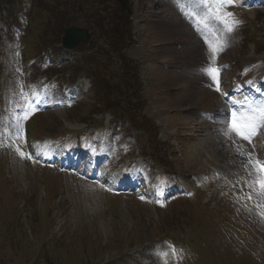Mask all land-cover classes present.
I'll return each instance as SVG.
<instances>
[{
    "label": "rangeland",
    "instance_id": "obj_1",
    "mask_svg": "<svg viewBox=\"0 0 264 264\" xmlns=\"http://www.w3.org/2000/svg\"><path fill=\"white\" fill-rule=\"evenodd\" d=\"M150 6H145L142 16L144 19L138 22V17L134 18V29L135 32L141 35L142 40L146 42V47L154 50L157 56L165 58L168 62L173 63L171 54L177 51V59L180 63L188 64L192 67L196 73L193 74H179L170 77L167 80L165 75L168 71H164L158 64L153 65L151 62L145 59L141 72L139 73V78L141 76V81L143 83L146 95L145 98L151 106L148 109V115L153 119L155 127L159 128L169 123L179 124L181 128L187 130L189 125H197L198 128L205 125L202 121H198L197 118H189L188 121L184 120L180 122V116L174 114V111H180L184 114H194L192 108L196 106L209 107V98L211 94H215V88L210 87L213 81L209 76L205 75L203 69L209 64H214L223 66L222 73L219 72V85L225 79L229 78L228 70L229 65L233 68L236 66V72H239L238 65L241 64L244 70H248L249 73H255L257 68H253L252 65L255 64L259 59H264V53L259 54V45H250L248 47V56L244 59L240 56L243 51L242 44L245 43L244 36L250 30L252 33L256 34L253 39H258L264 32V27L258 29L255 26H251L253 23L258 24V19L264 18V0H234L232 6H225L224 12H230L234 14V18L239 21V24L234 27L232 32H227L226 27L223 22L218 18L219 14L215 11L214 0H150ZM37 3V0H17L15 7H13V14L10 17L12 21L16 20L15 23H23L24 18H22L17 12V9H24L23 13L31 12L32 6ZM45 4V2H44ZM213 5L214 8H206ZM44 9V7L42 6ZM245 18V21H244ZM175 23V27H172ZM251 23V24H250ZM81 25L84 22L81 21ZM29 29L33 28L32 21L29 22ZM210 28L214 38V44L220 41L226 42V47L219 53L215 61L211 60L210 56V46L205 44L200 45L198 40H201V29ZM192 32V33H191ZM191 36V37H190ZM192 39L187 41V49L182 50L174 47H167V41L169 39H176L184 41L186 39ZM17 38L15 40L6 39L4 41L0 40V110L5 109L10 114L4 116L0 121V167L2 163V168L5 173V178L11 182V188L16 191V199L19 203V208L23 210L22 218H29L30 215L33 216L32 210L33 201L25 193L27 189L36 190L38 187L33 186L34 179L32 170V163L27 158H22L15 150L16 146L19 145L21 150L25 153L26 142L16 139L14 133L17 130V117H22L25 111L24 97L33 96L34 92H37L29 87H25V78L23 75V70L19 65V54L16 44ZM165 40V41H163ZM3 41V43H2ZM264 52V51H263ZM136 53V50H132V54ZM159 59V58H157ZM159 61V60H158ZM237 62V63H236ZM197 66L199 67V72H197ZM161 74V75H160ZM171 76V75H170ZM165 82H164V80ZM185 82L190 83V87L185 85ZM181 84V85H180ZM183 86V90L174 92L172 88H177L178 86ZM91 95V94H90ZM162 97L165 101L159 100ZM31 98V97H30ZM92 97L83 99V103L79 106V110L72 112V110H65L61 105L52 106L50 100H44V103L37 106L38 110L36 112H41V123L43 131H51L54 129L52 127L55 124H67L71 125L72 129H82L85 125H82L80 120L88 116V108L91 105ZM215 100V99H214ZM157 103L164 105L167 109L163 110L157 106ZM220 105V101L215 100L213 104ZM217 106V105H216ZM179 107V108H175ZM81 109V113L79 112ZM190 109V110H189ZM225 110L220 108V112ZM35 112V113H36ZM154 113V115H153ZM80 116L82 118L80 119ZM171 117L170 121H167ZM37 122V121H36ZM226 122L216 125H225ZM51 123H54L51 126ZM21 125L23 127V135L26 139L28 137V132H25V126L21 120ZM178 125V126H179ZM184 125V126H183ZM177 126V125H176ZM177 126V127H178ZM210 126V125H209ZM197 129V128H195ZM160 131V129H159ZM55 132L59 130L55 129ZM152 132V130H150ZM222 132V131H221ZM220 132V133H221ZM203 134L202 132H200ZM51 137L49 135H43L42 139ZM155 138V136H153ZM228 142L221 143L218 147L221 151L214 150L213 141L210 139L208 142L210 145L203 147V151L200 152V156L194 155L195 148L200 143L199 141L188 140L185 145H181V142L177 139V145L179 147L175 148L177 152H182L179 154L181 158H173V164L177 168L179 166L185 165V172L195 170L196 174L203 172H208L209 177L217 176L215 170H219L227 175H236V178H241L243 173L244 181L247 182L246 187L249 189L245 195H243L244 201L246 202V197L250 199L254 198V203L249 201L246 202L242 210H251V222L256 226L257 233L262 237L263 241L260 246L255 251L254 254L247 256L243 255L242 251L238 248L229 245L223 240V234L217 236L214 230L217 231L218 224L213 228L211 225L205 223L202 220L201 214L198 210L194 208L197 207L195 203L196 197L199 195L196 193L193 198L194 201H190L193 211L181 210L178 206L172 205L169 209V213L174 215H169V220L182 228L186 227V220L189 216L193 220L198 221L196 231L193 233L203 234L206 236L205 243L208 246L214 245L215 241L222 243L224 242V249H229L231 256L229 260L231 264H264V194H261L257 186L250 187V182L255 179L254 175H250L251 168L245 167L246 162L241 165L238 157L232 153L229 148L228 150L223 148V144L235 143V138H231L223 135ZM218 138V137H217ZM48 139V138H47ZM175 144V145H176ZM147 145V144H146ZM250 146V144L248 143ZM192 149L190 151L188 149ZM243 146L240 147V150ZM182 148V149H181ZM251 149V146H250ZM249 149V153L250 150ZM243 150V149H242ZM241 150V151H242ZM155 152V145L147 151L146 153ZM199 151H196L198 153ZM227 152H230L229 154ZM253 153V152H251ZM118 157V154H115ZM186 155V156H185ZM155 156L158 154L155 152ZM248 158V156H246ZM230 159V160H229ZM80 160V159H79ZM86 168L81 170L74 169L73 171L60 172L56 167L49 166L45 169V175L55 182L54 190H64V193L60 192L62 202L59 204L58 200L53 204L52 210V221L53 228L51 235L65 236L69 240L70 236L73 234L75 229L77 233L87 232V235L92 238L95 243L88 244V250L79 256L85 255L87 252L92 254L94 248L99 251L96 258V264H106L109 260V256L115 258L118 254L116 251L121 250V252L131 253L137 260L143 262L147 251H140L141 246H145L148 241V234L155 236L158 230L162 227L159 216L165 221L164 223L172 228V225L167 222L168 212H163L156 210L154 206L147 205L136 198L124 194V193H113L103 187H97V183L88 182L83 179ZM35 172V171H34ZM1 175V174H0ZM46 176L44 177L45 179ZM197 176V175H196ZM53 185V184H52ZM30 187V188H27ZM0 189H2L3 194H0V237L8 230H13L17 227V233L15 236H22V233L18 227L19 221V210H16V203L11 198L10 194L7 192L4 182L0 181ZM30 190V191H31ZM40 196L44 199L45 192L40 191ZM206 198H204L205 200ZM67 200L68 203H64ZM187 201V200H186ZM47 204V199L44 201V206ZM112 204L117 206L113 207ZM64 205V206H63ZM30 211V213H29ZM144 212L147 213L144 216ZM29 214V217L27 216ZM43 220L39 228L35 231L34 224H29L28 230L23 220L24 229L28 231V241L27 243L31 246L32 241L37 245V242L41 243L42 246H49L50 244L46 242L48 238V233H46V226L49 217V210H44L42 212ZM55 224V225H54ZM187 231V230H186ZM147 235H144V233ZM80 234V235H81ZM216 235V236H215ZM184 239L189 238L185 235L181 236ZM218 237V240H216ZM101 238V240H99ZM139 238L140 240H137ZM200 238V237H199ZM191 239V238H190ZM101 241L107 245L106 253L100 254ZM154 242V241H153ZM142 244L140 246H136ZM109 246V248H108ZM100 254V256H99ZM104 255V256H103ZM103 256V258H102ZM81 262L85 263L83 257L79 258ZM116 259V258H115ZM75 258L68 263L74 264ZM116 262V261H115ZM0 264H14L11 262L10 256L5 254L0 247ZM86 264V263H85ZM204 264H210V262H205Z\"/></svg>",
    "mask_w": 264,
    "mask_h": 264
},
{
    "label": "trees",
    "instance_id": "obj_2",
    "mask_svg": "<svg viewBox=\"0 0 264 264\" xmlns=\"http://www.w3.org/2000/svg\"><path fill=\"white\" fill-rule=\"evenodd\" d=\"M0 1L5 4H12L17 0ZM38 4L39 7L40 5L45 7L44 11L52 20L37 16L34 29L29 34V40L26 41L25 46L35 49L45 44L58 45L64 30L70 26V16L74 15L76 17L78 15L81 20L88 24L92 32H95L98 38L104 41L102 49L97 52V56L92 61H87L84 59L83 54L80 55V66L84 71L93 73V81L98 89L102 107L112 113L115 124H125L132 115V103L127 97L129 93H123L125 97H114L108 88L102 87L103 80L99 70L103 69L105 72L119 71L124 74H128L131 70L125 64L127 58L122 54L123 49L131 42V26L129 23L132 14L131 1L38 0ZM123 63L124 66H121ZM93 69H96L95 74ZM136 86L133 88L135 89ZM79 235V233L73 232L68 242L62 239L60 242H52L50 249L46 246V253L37 260L36 264H70L68 262L74 258V264H85L79 259L76 250L84 242V236ZM4 253L11 255L8 251H4ZM93 262L94 260L89 259L86 264H92Z\"/></svg>",
    "mask_w": 264,
    "mask_h": 264
},
{
    "label": "snow or ice",
    "instance_id": "obj_3",
    "mask_svg": "<svg viewBox=\"0 0 264 264\" xmlns=\"http://www.w3.org/2000/svg\"><path fill=\"white\" fill-rule=\"evenodd\" d=\"M216 5L215 11L219 14L218 18L223 22L226 27L227 32H232L234 27L239 24L234 18V14L230 12H224L225 6H232L234 0H214ZM226 47L225 41H220L219 43L210 45V56L211 60L215 61L220 52ZM205 75L209 76L213 81L210 87H214L217 92H221L219 86V67L214 64H209L203 69ZM33 96L37 97V100H33L30 97H24V113L22 117H17V130L14 133L16 139L26 142L23 135V127L21 125V120L29 119L30 115L34 114L37 108V102L39 101V92H34ZM237 102H233L235 106ZM264 128V106H260L257 109H250L247 112L231 111L229 114V119L226 122V126L222 131V134L226 137L231 138L233 135L239 137L242 140L252 142V139L258 134L260 129ZM15 150L22 158L31 159V153H25L21 150L19 145L16 146ZM243 154V153H241ZM246 168L250 166V175H254L255 179L250 182V187H255L259 185L258 191L264 194V160L255 157L252 153H248Z\"/></svg>",
    "mask_w": 264,
    "mask_h": 264
},
{
    "label": "bare ground",
    "instance_id": "obj_4",
    "mask_svg": "<svg viewBox=\"0 0 264 264\" xmlns=\"http://www.w3.org/2000/svg\"><path fill=\"white\" fill-rule=\"evenodd\" d=\"M173 26L171 27L170 26V28L171 29H173L174 27H175V23L174 24H172ZM191 37V36H190ZM190 37H188V38H190ZM163 41H165V40H163ZM138 49H140V48H138ZM211 97L212 98H209V107H206L207 109H213L214 108V105L215 104H213L214 102H215V100H217V99H219V97L217 96V95H214V94H211ZM215 99V100H214ZM225 128V125H222L220 128L219 127H216V128H214V130H215V132H217L218 134L221 132V131H223V129ZM211 130L213 131V128L211 127ZM215 132L213 131L212 132V136L211 137H209L210 139H214V140H212L213 141V144L212 145H214V150H217V151H221L220 150V148L218 147L221 143H224V142H228V140L227 139H225L224 137H223V134H222V132L220 133V136L217 138L216 136H215ZM234 136V138H235V143H231V144H226L227 146H225L224 144H223V148L224 149H226V150H228V148H229V150L231 151V152H234V154L238 157V159L240 160V163H241V165L243 164V163H247V160H248V158L246 157L247 156V154L249 153V151H248V143H247V141H245V140H242V139H240L239 137H236L235 135H233ZM207 141H209V140H207ZM206 145V144H205ZM207 145H210L209 143L207 144ZM202 146H204V145H202ZM201 146V148L198 150L199 152L197 153L198 155L200 154V152H202V147ZM241 146H243L242 148H241V150H240V147ZM228 150V151H229ZM228 154L230 153V152H227ZM241 153H243V154H241ZM230 160V159H229Z\"/></svg>",
    "mask_w": 264,
    "mask_h": 264
},
{
    "label": "water",
    "instance_id": "obj_5",
    "mask_svg": "<svg viewBox=\"0 0 264 264\" xmlns=\"http://www.w3.org/2000/svg\"><path fill=\"white\" fill-rule=\"evenodd\" d=\"M89 35L87 31H81L74 28L68 29L65 32V37L63 38V45L69 50L75 49L80 42L88 43Z\"/></svg>",
    "mask_w": 264,
    "mask_h": 264
}]
</instances>
